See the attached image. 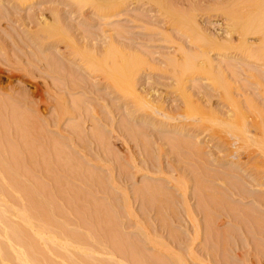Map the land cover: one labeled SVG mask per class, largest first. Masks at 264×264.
I'll use <instances>...</instances> for the list:
<instances>
[{
  "label": "rangeland",
  "instance_id": "1",
  "mask_svg": "<svg viewBox=\"0 0 264 264\" xmlns=\"http://www.w3.org/2000/svg\"><path fill=\"white\" fill-rule=\"evenodd\" d=\"M148 1L127 0L121 6L95 11L85 0L69 15L70 8L39 0L20 13L32 18L40 12L49 19L58 8V16L66 18L65 25L75 31L70 29L72 35L98 41L100 48L112 35L120 50L117 61L121 69L135 72L132 95L114 94L100 79L97 68L92 65L88 70L86 62L92 54L85 55L87 61L84 56H67L62 51L60 57V52L55 54L54 47L47 45L50 41L41 40L45 47L38 48L40 41L17 30L21 28H16L9 16L0 22V148L6 143L8 149L18 148L19 153L15 149L14 153L20 159H16L14 170L15 161L9 160L12 156L4 155L7 148L3 153L0 149V157L11 163H5V168L13 170L1 167L5 173L0 172L4 175L0 174V179L5 180L2 184L8 181V173L17 184L12 182L13 190L9 189L12 180L7 178L11 181L5 189L9 186L10 192L0 195V208L5 209L9 221L36 232V226L40 231L48 224H39L28 213L23 221L16 215L24 213L22 209L27 212L31 197L19 193V186L29 193L38 192L39 196L31 193L37 198L45 193L46 200L52 199L53 207L46 202L52 207L54 224L49 225L43 246L51 264H176L173 259L178 255L184 264H264V171L256 175L260 171L257 164L263 166L264 162V56L256 61L230 50L232 55L222 59L217 56L220 51L207 48L213 60L211 72L199 68L183 71L173 61L189 54L196 62L193 53L204 47L188 29L178 26L175 14H188L195 8L203 30L221 39L223 21L210 7L215 0H160L163 10L173 11V18L160 10L159 0L154 4ZM81 10L82 17L76 14ZM129 64H134L132 71ZM49 69L56 70L51 73ZM54 96L65 103L58 106ZM188 104L195 108L194 117ZM156 108L160 113L152 111ZM181 192L186 193L184 200ZM55 223L60 226L52 236L49 231ZM65 232L74 233L72 239ZM146 236L153 243L147 242ZM115 242L125 245L118 248L120 252L117 245L113 248ZM157 242L172 250L167 253Z\"/></svg>",
  "mask_w": 264,
  "mask_h": 264
},
{
  "label": "bare ground",
  "instance_id": "2",
  "mask_svg": "<svg viewBox=\"0 0 264 264\" xmlns=\"http://www.w3.org/2000/svg\"><path fill=\"white\" fill-rule=\"evenodd\" d=\"M36 1H39V0H0V22L2 23L3 21H5V20H7V17H8V19H10V21L12 22V24H16L17 25V27L16 28H21V29H17V30H21L24 34H26L27 36H32L33 38L32 39H36V41L37 40H39L40 41V43H41V40H42V43H44V42H46V40L47 41H50V43L48 44L47 43V45H51V46H53L54 48H52L53 50H54V53L56 54V53H61V51L63 52V54H66L67 56H70V55H75V56H80V57H82V58H84L85 57V55H89V54H92L93 56V58L91 57V55H90V59H91V61H88V62H86L87 61V57H85V59H86V64L87 63H89V65H88V70L90 69L91 70V67L90 66H94V67H92V68H94V69H98V71H97V73L99 72L101 75H100V79L101 80H103V81H105L107 84H108V87L110 88V90L115 94H117V91L119 92V91H121L122 92V94L123 95H132L131 94V90H135L133 87H135V81L133 80V78L135 77V72L134 73H131V72H129V71H127V70H125V71H123L122 69H123V67H122V69H121V65L120 64H118V61H117V55L119 56L120 54V50H119V47H118V45H117V43L115 42V40L113 39V36L112 35H109L108 36V38H107V42H101V43H104L103 45V48H100V44L98 45V41H96V42H89V41H87L85 38H83V37H80L79 35H78V37H75L74 35H72V33H71V30L69 29V27H67V25H65L66 23L65 22H67L66 21V18H65V22L60 18V16H58L59 14L57 13V12H59L60 10L57 8V10H55V11H53V12H51L52 14H51V16H50V18L49 19H46V18H44V16L42 15V13H35V15L34 14H32V18L29 16H22L20 13L23 11V9L25 8H27V7H33V4H34V2L36 3ZM41 1V0H40ZM51 2H52V4L53 5H56L57 7H59V6H61V7H63V8H66V7H68V8H70V11H71V9H73L77 4H80V3H86L87 1H88V3L86 4V5H90L91 7L90 8H92V6L93 7H95L96 9H95V11L99 8V9H105V8H107V7H111V6H121L124 2H126L127 0H86V2H84L85 0H50ZM149 1H151V0H149ZM148 1V2H149ZM154 1V0H153ZM157 1V0H156ZM156 1H154L153 2V4L154 3H156ZM164 2V1H163ZM157 3H158V1H157ZM159 3L160 4H162V1H160L159 0ZM159 4V6L158 7H160V10L162 9H164V5H163V7L161 6ZM80 5H82V4H80ZM157 5V4H156ZM165 5H167L166 3H165ZM169 5V4H168ZM83 6V5H82ZM79 7H81V6H79ZM88 7V6H87ZM166 7V6H165ZM210 7H211V11H214V12H216L215 14L217 15V17H220V19L223 21V24H220V26L222 25V28H223V30H221V31H223V37L222 36H220L219 35V37H221V39H217V38H215V37H211L210 35H208L206 32H205V30H203V28H202V24H200L199 22L200 21H198V18H197V14L195 13V8H194V10L193 9H191V10H193V11H189L190 13H185L184 15H181L180 13L179 14H177V15H180V16H176V14H175V17H174V13H173V11H171L170 10V8H169V10L171 11H169V13H167L168 11L167 10H163V11H165L167 14H170V15H173L172 16V18L174 17V18H177L176 20H178V22H179V24H178V26H180L181 27V25H182V27L183 28H186V29H188L187 31H189L190 33H191V35L192 36H194L195 37V40H197V42H199L200 43V45L199 46H201L202 48H203V50L199 47V46H197L198 48H200L201 50H195L196 52L195 53H193V57L195 58L194 60L196 61V62H194V61H192V57H191V55H186V54H182V57H178L177 59H175L174 61H173V64L176 66V67H181L180 69L181 70H183L184 71V69H187L188 71H189V69L191 68V69H195V68H199V69H201L202 70V72L203 71H212L213 70V68H214V66H213V60L211 59V57H210V55H209V51H207V48H210L211 50H213L214 51V49H216V52L217 51H220L219 53H221L220 55H217L219 58H222V59H227V58H229L232 54H230L229 53V51L230 50H232L233 52L234 51H236V53H240V55H244V56H247V57H249V58H257L256 59V61L258 60V58H263V56H264V53L262 54H260V52L262 51V50H264V0H215V3H213V4H210ZM77 8H78V6H77ZM30 9V8H29ZM76 8H74V10H75ZM82 9V8H81ZM93 9V8H92ZM166 9V8H165ZM167 9H168V6H167ZM31 10V9H30ZM77 10V9H76ZM78 10H80L79 8H78ZM83 10V9H82ZM82 10H81V12H78V11H76V14L78 15L79 14V16L80 17H82ZM25 11V10H24ZM100 11V10H99ZM102 11V10H101ZM100 11V12H101ZM7 12L8 13H10V15H7ZM26 12V11H25ZM74 12L75 11H71L70 13H68L69 15H72V14H74ZM192 12H194V13H192ZM213 12V13H214ZM175 13H176V11H175ZM197 13H198V11H197ZM27 14V13H26ZM163 14V13H162ZM28 15H30V14H28ZM64 15V14H63ZM202 15V14H201ZM215 15V16H216ZM216 17V18H217ZM169 18V17H168ZM170 18H171V16H170ZM169 18V19H170ZM171 18V19H172ZM200 19V18H199ZM9 21V20H8ZM174 22V21H173ZM175 23V22H174ZM224 25V26H223ZM68 26H70V25H68ZM181 29V28H180ZM185 31V30H184ZM72 32H75V31H73L72 30ZM20 33V32H19ZM18 33V34H19ZM222 33V32H221ZM186 34V33H185ZM19 36V35H18ZM23 37V36H22ZM216 37H217V35H216ZM19 39V38H18ZM24 39H26V38H24ZM29 39V38H28ZM43 40H44V42H43ZM194 40V39H193ZM192 40V41H193ZM20 41V40H19ZM22 42V41H21ZM25 42V41H24ZM197 42H194V43H196L197 44ZM33 43V42H32ZM36 43V42H35ZM40 44L39 45V47L38 48H42V47H45V44L43 45V44ZM23 44H25V43H23ZM34 44V43H33ZM32 44V45H33ZM39 44V43H38ZM201 44H203V46L201 45ZM30 45H31V43H30ZM30 45H28V46H30ZM46 45V46H47ZM25 48H27V45L25 44ZM37 46V45H36ZM51 46L49 47L50 49H51ZM60 46H61V48H60ZM102 46V45H101ZM196 46H192V47H195L194 49H197L196 48ZM24 47V46H23ZM32 48L34 47V46H31ZM89 48H90V50H91V52H89ZM28 49H30V48H28ZM27 49V50H28ZM36 49V48H35ZM52 50V51H53ZM209 50V49H208ZM87 52V53H86ZM89 52V53H88ZM97 52L100 54V58L98 57V54H97ZM259 52V53H258ZM60 53L59 54H57V55H59L60 57L62 56V53H61V55H60ZM86 53V54H85ZM122 53V52H121ZM211 53H212V51H211ZM66 55H64V56H66ZM87 55V56H88ZM123 55V54H122ZM84 56V57H83ZM216 56V57H217ZM47 57V56H46ZM89 57V56H88ZM125 57V56H124ZM44 58V57H43ZM63 59V58H62ZM79 59V58H78ZM93 59V60H92ZM123 59V58H122ZM121 59V60H122ZM198 59V60H197ZM45 60V59H44ZM52 60V59H51ZM66 60V59H65ZM69 60V59H68ZM81 60V59H80ZM119 60V59H118ZM131 60V59H130ZM49 61V60H48ZM70 61V60H69ZM132 61V60H131ZM177 61H183V64L182 65H179L178 63H177ZM73 62V61H72ZM80 62V61H79ZM82 62V61H81ZM119 62H120V60H119ZM128 62V61H127ZM41 63V62H40ZM51 63V62H50ZM69 63V62H68ZM130 63V62H129ZM56 64V63H55ZM131 64V63H130ZM130 64H129V66L128 67H130ZM79 65V64H78ZM134 65V64H133ZM133 65L131 66V67H133ZM52 66V65H51ZM51 66H49V68H52ZM57 66V65H56ZM82 66V65H81ZM86 66V65H85ZM131 67H130V69H128V70H131L132 71V69H131ZM216 67H218V69H220V67H219V65H217ZM54 68H55V66H54ZM189 68V69H188ZM38 69V68H37ZM42 69V68H41ZM134 69V68H133ZM40 70V69H39ZM46 70V69H45ZM48 70V69H47ZM56 70V69H55ZM55 70L54 71H51V69H49V71H51V73L52 72H55ZM81 70H82V68H81ZM89 70V71H90ZM23 71H24V68H23ZM49 71H46V72H49ZM83 71H84V69H83ZM82 71V72H83ZM94 71V70H93ZM96 71V70H95ZM94 71V72H95ZM190 71H192V70H190ZM220 71V70H219ZM27 72V71H26ZM42 72V71H41ZM59 72V71H58ZM54 74H56V73H54ZM62 75H64L63 74V72L61 73ZM89 74H93L92 73V71H91V73H89ZM57 75V74H56ZM98 75V74H97ZM49 76V75H48ZM58 76H61L60 74H58ZM90 76V75H89ZM96 76V75H95ZM57 77V76H56ZM68 77H70V74H69V76ZM90 77H92V76H90ZM94 77V76H93ZM224 77V76H223ZM59 78V77H58ZM57 78V79H58ZM97 78H99V77H96V79ZM68 79V78H67ZM71 80V79H70ZM98 81L97 82H101V80L99 81V79H97ZM134 81V82H133ZM213 81V80H212ZM71 82H73L74 83V81H71ZM70 82V83H71ZM214 82V81H213ZM105 83V84H106ZM225 83V82H224ZM102 84V83H101ZM228 84V83H227ZM74 85V84H73ZM104 85V84H103ZM69 87H70V85H68ZM180 86H181V88H184L185 89V87H184V84H180ZM224 86V85H223ZM34 87H35V91H36V94H38L39 96H40V93H42V91H41V88H40V85L38 84V83H36L35 85H34ZM65 87H66V85H65ZM71 88V87H70ZM72 88H73V86H72ZM72 88H71V90H72ZM107 88V87H106ZM69 89V88H68ZM180 89V88H179ZM229 89V88H228ZM231 89V88H230ZM66 90V89H65ZM70 90V91H71ZM109 90V89H108ZM67 91V90H66ZM231 92V91H230ZM230 92H229V94H230ZM69 93V92H68ZM112 93V94H113ZM227 93V92H226ZM119 94H121V93H119ZM182 94V93H181ZM185 94V93H184ZM183 95V94H182ZM181 95V96H182ZM226 95V94H225ZM232 94H230V96H231ZM191 96V95H190ZM229 96V95H228ZM227 96V97H228ZM55 97V99H57L56 98V96H54ZM52 98V97H51ZM61 99H57V100H55L56 102H58V106H59V104H62L63 103V99H62V97H60ZM187 98L189 99V97L187 96ZM232 98V97H231ZM149 102V101H148ZM64 103H65V101H64ZM63 103V104H64ZM150 103V102H149ZM152 104V103H151ZM155 105V104H154ZM61 106V105H60ZM157 106H159V105H156V107ZM1 107V106H0ZM63 107V106H62ZM147 107V106H146ZM154 107V106H153ZM188 107L189 108H191V110L193 111L192 112V114H191V116L192 117H194L193 116V113H196L195 112V108L194 107H192V105L191 106H189V104H188ZM61 108V107H60ZM150 109V108H149ZM153 109V108H152ZM151 109V110H152ZM154 109H155V107H154ZM157 110H152L153 112L154 111H158V113H160L159 112V110H158V108H156ZM159 109H160V106H159ZM62 109H60V111H61ZM161 110H164V109H162V107H161ZM62 113H64V111H62ZM154 113H157V112H154ZM163 113V112H162ZM188 114V113H187ZM150 116V115H149ZM153 116V115H152ZM188 116V115H187ZM155 117V116H154ZM166 117V116H165ZM181 117V116H180ZM180 117H178V118H180ZM229 117V116H228ZM23 118V117H22ZM184 118V117H183ZM191 118V117H190ZM196 118V117H195ZM21 120H24V119H21ZM164 121H167V120H164ZM170 121V120H169ZM168 121V122H169ZM18 122H20L19 120H18ZM18 122H16V124L18 125ZM25 122V121H24ZM186 122V121H185ZM177 123V122H176ZM181 123V122H180ZM15 124V125H16ZM20 124H22V122L20 123ZM19 124V125H20ZM228 126H229V123L227 124ZM178 126V125H177ZM183 126V125H182ZM227 126V127H228ZM174 127V126H173ZM20 128H22V127H20ZM19 128V129H20ZM261 128V127H260ZM262 128H263V130H264V126H262ZM261 128V129H262ZM18 129V128H17ZM261 129H259V131L261 130ZM263 130H262V133L264 134V132H263ZM26 131V130H25ZM175 131H178L177 129H175ZM24 134V133H23ZM97 134V133H96ZM22 135V134H21ZM240 136H243V135H240ZM263 136V135H262ZM2 138V137H1ZM101 138V137H100ZM261 138H264V136L263 137H261ZM28 140V139H27ZM241 140L243 141V142H246V138L245 137H241ZM6 141V140H5ZM4 142V141H3ZM98 142V141H97ZM262 142L263 141H261V144H262ZM258 144H260V142H257ZM256 143V144H257ZM1 144H3L2 143V141H0V147H2L1 146ZM7 145H8V143H6ZM101 144V143H100ZM3 146L4 148H0L1 150L2 149H5V148H7L8 146ZM26 145V144H25ZM264 145V143L262 144V146ZM10 146V145H9ZM29 146V145H28ZM31 146V145H30ZM262 146L260 147V148H262ZM105 147V146H104ZM264 148V147H263ZM13 149V151H10V150H12ZM16 150V152L17 153H19V150H17L18 148H15V147H13L12 146V148L11 149H6L7 151H8V153H7V151L4 153V155L5 154H9V155H11L10 157H11V159L9 158V160L11 161V160H13V161H15V169L14 170H16L17 169V167H16V164H18L17 162V160H19V162H20V159H18V157H15V156H17V155H19V154H16V153H14V151ZM3 151L4 150H2V153H3ZM10 151V152H9ZM24 151V150H23ZM26 151V150H25ZM253 151H255V150H253ZM263 151L264 150H262L261 152L263 153ZM257 152V151H256ZM258 152H260V150H258ZM261 152L259 153V154H261ZM12 153V154H11ZM34 153V152H33ZM248 153H250V154H252L251 152H248ZM14 154V155H13ZM16 154V155H15ZM3 155V156H4ZM38 155V154H37ZM263 155H264V153H263ZM262 154H261V156H263ZM251 156V155H250ZM259 156V155H258ZM13 157H15V158H13ZM252 157V156H251ZM3 158V157H2ZM1 157H0V169H1V167H2V169H4L5 168V166L8 164V162H9V160L7 161V160H5V162H4V158L2 159ZM260 158V157H259ZM6 159H7V157H6ZM17 159V160H16ZM24 159V158H23ZM262 159H264V158H262ZM7 161V162H6ZM264 161V160H263ZM5 163H7V164H5ZM10 163V162H9ZM260 163H262V161L260 162ZM259 163V164H260ZM20 165H22L21 163H19ZM24 164V163H23ZM257 164V163H256ZM8 165H11V163L10 164H8ZM12 165H14V164H12ZM20 165H17L18 167H20ZM255 165V164H254ZM262 165L263 166H259L258 164H257V169L258 170H260V171H257V176L260 174V173H262V171H264V162L262 163ZM23 167V166H22ZM24 167H25V165H24ZM8 168H10V166H7V168H5V169H7V170H9V171H13L12 169H8ZM19 169V168H18ZM20 169H21V167H20ZM24 169V168H23ZM255 169V168H254ZM255 171H256V169H255ZM0 172H2V174H4L5 175V173H4V170L2 171V170H0ZM6 173H8L7 171H5ZM11 173V172H10ZM1 174V173H0ZM1 174V175H2ZM16 178L18 177V176H16V174L17 175H19L18 173H15V171H14V173H12ZM25 174V173H24ZM4 175H2V176H4ZM1 176V179H0V195H4V196H6V194H7V196H8V192H7V190L9 191V189L11 188V186L12 185H16V187H17V184L16 183H14L15 182V178H13V177H11L10 176V174L8 173V174H6V177L8 176H10L9 178L12 180H10V179H7L6 178V180H8L7 182H6V184L8 185L9 183H10V181H11V184H9L10 185V187L9 186H6V189H5V185L6 184H2V183H5L4 181L5 180H3L4 179V177H2ZM260 176H262V175H260ZM23 177V176H22ZM180 177V176H179ZM263 177V176H262ZM21 178V177H20ZM178 178V177H177ZM171 179V178H170ZM2 180H3V182H2ZM17 180H18V178H17ZM16 180V181H17ZM21 180V179H20ZM171 180H173V179H171ZM178 181H180V179H177ZM253 180V179H252ZM182 181V180H181ZM12 182L14 183V184H12ZM19 182V181H18ZM175 182V181H174ZM173 182V183H174ZM254 182V181H253ZM175 184H179V183H175ZM183 184H184V182H183ZM186 184V183H185ZM25 186V185H24ZM179 186H181V184L180 185H178L177 187H179ZM9 187V189H7ZM13 187V186H12ZM19 187H21L20 189V192H19V189L18 188H16L14 191H16L17 190V192H19V193H21V191H22V194H26V196H27V194L29 195V196H31V197H29L30 199V201L29 200H26L27 199V197L25 196V200H26V202L28 203V201H29V204H27V203H24L23 205H24V207H25V204H27V205H29V207L27 206V209H25L27 212L25 213V211L23 210H20L21 212H24V213H20V215H19V213H17L16 215L18 216V217H20V219L23 221V220H26L27 219V215L31 218V217H33V218H36V220L39 222V224H48V227L47 226H45L46 227V229L44 228V227H42V229L39 231V229H38V231H37V228H39V226H36L37 228H35V230H36V232L35 231H28V228L26 229L23 225L21 226V223L20 224H17V223H15L14 224V222H13V220L11 221H9V219L7 218L8 216V214L6 215V212H5V209L4 208H0V229H1V227H3V230H2V234L0 233V235H2V237H4L3 239H5V242H3L4 240L1 238V240H2V242L0 241V264H6V263H11V264H45V263H47V258H49V257H46V254H47V252H46V249H44L43 248V246H46V245H44V237L46 238V237H48V236H46V233H47V231L49 230V229H51V227L49 226V225H51V224H54V223H52V218L54 219V217H52L53 215H52V211H51V208L54 206V205H52V203L50 202L52 199H50V201L49 200H46L47 199V197H45L44 195H45V193L44 194H42V196H44V197H42L41 196V194H40V201H41V198H42V200L43 199H45V200H43V202H36V201H34L35 199H37V201L39 200L38 198H37V196H33L32 194H35V192L36 191H34V190H31L30 188L28 189V191L29 190H31V192L29 193V192H27V190L26 189H24V190H26V191H23V187H22V184L19 186ZM176 187V188H177ZM183 187V186H182ZM181 187V188H182ZM186 188H185V191H186V189H187V185L185 186ZM39 189V188H38ZM160 189H161V187H160ZM171 189V188H170ZM11 190H13V188H11ZM42 190L43 189H41V192H42ZM148 190V189H147ZM179 190L181 191V189L179 188ZM184 190V189H183ZM188 190V189H187ZM34 191V192H33ZM44 191V190H43ZM159 191V190H158ZM7 192V193H6ZM10 192V191H9ZM12 192V191H11ZM25 192V193H24ZM32 193V194H31ZM37 194H38V192H36ZM125 193V192H124ZM138 193V192H137ZM141 193V192H140ZM146 193H148V192H146ZM161 193V192H160ZM21 194V195H22ZM182 194V195H181ZM186 194V193H185ZM185 194H184V192H181L180 193V195L182 196L181 198H182V200H184L183 198V196H185ZM46 195H48V194H46ZM52 195V194H51ZM162 195V194H161ZM165 195V194H164ZM38 196H39V194H38ZM124 196H126L124 199H126V201L128 202V197H127V194L125 195L124 194ZM158 196V195H157ZM3 197V196H2ZM7 198H10V196L9 197H7ZM13 198V197H12ZM35 198V199H34ZM50 198V197H49ZM82 198V197H81ZM159 198V197H158ZM186 198V197H185ZM201 198V197H200ZM0 199H2V198H0ZM19 199V198H18ZM131 199V198H130ZM145 199V198H144ZM24 200V199H23ZM17 201V200H16ZM46 201H49V203H51V205H52V207L51 208H48V206H49V204H47L48 202H46ZM123 201H125V200H123ZM145 201V200H144ZM185 202H187V201H185ZM184 202V203H185ZM13 204V203H12ZM125 204H126V206H128V203H126L125 202ZM186 204V203H185ZM1 205V204H0ZM48 205V206H47ZM188 205V204H187ZM130 206V205H129ZM1 207H3V206H1ZM8 207H10V206H8ZM13 207V206H12ZM101 207V206H100ZM23 208V207H22ZM58 208H60V205H59V207ZM128 208V207H127ZM150 208V207H149ZM172 208V207H171ZM188 208V207H187ZM54 210H55V208H53ZM101 209V208H100ZM128 209H130V207L128 208ZM14 210V209H13ZM18 210V209H17ZM57 210V209H56ZM95 210V209H94ZM186 210H188V209H186ZM11 212V210L10 209H8V212ZM14 212V211H13ZM59 212V211H58ZM143 212H145V211H143ZM28 213V214H27ZM53 213H55V212H53ZM11 214V213H10ZM25 214V215H24ZM27 214V215H26ZM97 214V213H96ZM13 215V214H12ZM67 216V215H66ZM95 216V215H94ZM85 217V216H84ZM56 218V217H55ZM89 218V217H88ZM136 218V217H135ZM60 219V218H59ZM102 219V218H101ZM35 220V221H36ZM96 220V219H95ZM33 221V220H32ZM34 221V222H35ZM55 221V220H54ZM83 221V220H82ZM110 221V220H109ZM61 222V221H60ZM104 222H105V220H104ZM38 224V225H39ZM56 224V226L55 227H53L52 228V230H50L49 231V234L54 230V229H56L57 230V226L59 225L60 226V224H58V223H55ZM26 225H27V223H26ZM32 225H34V224H32ZM36 225V224H35ZM136 226L138 225V224H135ZM41 226V225H40ZM44 226V225H43ZM52 226V225H51ZM54 226V225H53ZM100 226V225H99ZM28 227V226H27ZM50 227V228H49ZM45 230H44V229ZM95 228V227H94ZM48 229V230H47ZM141 229V228H140ZM146 229V228H145ZM198 229V228H197ZM42 230H44L45 231V234L43 233V231ZM62 230H66L67 231V229H65V227L64 228H62ZM58 231V230H57ZM143 231V230H142ZM161 231V230H160ZM54 232V231H53ZM51 233L52 234V236H55V234L54 233ZM71 232V231H70ZM139 232V231H138ZM196 232V231H195ZM199 232V231H198ZM68 233V232H67ZM54 234V235H53ZM57 234H58V232H57ZM65 234H66V232H65ZM69 234V233H68ZM68 234H66L67 236H70L71 237V239H72V236H74V233H73V235L71 236V235H68ZM71 234V233H70ZM4 235V236H3ZM197 235H198V233H197ZM51 236V237H52ZM56 236H58V235H56ZM63 236H65L64 234H63ZM92 236V235H91ZM142 236V235H141ZM143 236H144V234H143ZM70 237H68V238H70ZM86 237V236H85ZM147 237V236H146ZM145 237V238H146ZM63 238V237H62ZM67 238V237H66ZM74 238V237H73ZM144 238V237H143ZM153 238V237H152ZM169 238V237H168ZM49 239V238H48ZM93 239V238H92ZM147 239V242L148 241H151V238L150 237H147L146 238ZM146 239H145V242H146ZM56 240V239H55ZM65 240V239H64ZM76 240H78V237H76ZM81 240V239H80ZM86 240H87V238H86ZM118 240V239H117ZM158 240H159V238H158ZM52 244H53V239H51V240H49ZM57 241V240H56ZM55 241V242H56ZM84 241V240H83ZM116 241V240H115ZM155 241V240H154ZM123 241H121V243H122ZM152 243H153V241H151ZM150 242V243H151ZM79 243V242H78ZM86 243V242H85ZM97 243V242H96ZM159 243H161V242H159ZM159 243L157 242V246H159V247H162V249H164L165 251L167 250V253H168V251H171L172 249L170 248H168V247H166V245H164V247H163V245L162 244H160L159 245ZM188 243V242H187ZM164 244V243H163ZM117 245V246H116ZM150 245V244H149ZM155 245V244H154ZM155 245V246H156ZM169 245V244H168ZM185 245H187V244H185ZM13 246H15V248L13 247ZM117 248H116V247ZM125 246V245H124ZM124 246H122L121 247V245H119L118 246V243L117 242H115L114 243V247L113 248H116V250H118L117 252H120L121 250V248H123ZM156 246V247H157ZM170 246V245H169ZM190 246V245H189ZM48 247H50V246H48ZM118 248H120V249H118ZM44 249V250H43ZM88 249V248H87ZM86 249V250H87ZM187 249V248H186ZM64 250H65V248H64ZM188 250V249H187ZM50 252V251H49ZM61 252V251H60ZM175 252V251H174ZM190 252H192V251H190ZM50 254V253H49ZM84 254V253H83ZM48 255V254H47ZM86 255V254H85ZM168 256V255H167ZM174 256V255H173ZM179 256L180 255H178V257L176 256V257H174L175 259H173V260H176L175 261V263L176 264H184V261H182V259L181 258H179ZM68 258V257H67ZM63 259V258H62ZM72 259V258H71ZM84 259L86 260V256L84 257ZM131 259H133V258H131ZM161 259V258H160ZM166 259V258H165ZM50 260V258L48 259V261ZM76 260V259H75ZM46 261V262H45ZM68 261V260H67ZM157 261H159V260H157ZM3 262V263H2ZM4 262H6V263H4ZM51 261H49V263L48 264H51L50 263ZM134 262H136V261H134ZM162 262V261H161ZM77 262L75 261V264H76ZM93 263V262H92ZM101 263V262H100ZM164 262H162V264H163ZM81 264V263H80ZM150 264V263H149ZM157 264V263H156ZM160 264V263H159ZM200 264H209V263H204V262H200Z\"/></svg>",
  "mask_w": 264,
  "mask_h": 264
}]
</instances>
